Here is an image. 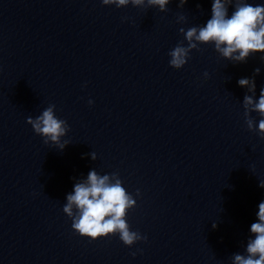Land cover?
Wrapping results in <instances>:
<instances>
[{"label": "water", "instance_id": "obj_1", "mask_svg": "<svg viewBox=\"0 0 264 264\" xmlns=\"http://www.w3.org/2000/svg\"><path fill=\"white\" fill-rule=\"evenodd\" d=\"M178 2L0 0V264H231L243 251L264 199V139L247 128L237 80L260 67L259 95L264 61L201 44L170 66L180 27L211 15V0ZM50 103L70 125L62 150L26 120ZM92 167L140 189L127 220L146 241L71 229L65 194Z\"/></svg>", "mask_w": 264, "mask_h": 264}, {"label": "clouds", "instance_id": "obj_2", "mask_svg": "<svg viewBox=\"0 0 264 264\" xmlns=\"http://www.w3.org/2000/svg\"><path fill=\"white\" fill-rule=\"evenodd\" d=\"M171 0H101L103 5H114L117 8L132 5L134 7H155L165 11ZM187 0H179L182 7ZM229 6L232 7L229 14ZM199 7V5H198ZM183 22L185 16H178ZM183 41L178 42L168 51V63L175 69L182 68L190 58L193 49H199L201 44H210L219 55L233 63L246 62L250 55L260 54L264 61V3L255 0H211V15L203 24L192 25L185 29L180 27ZM186 41V43H185ZM260 67L253 69L254 75L244 76L237 84L246 89L242 106L244 119L249 130L264 139V85L256 93L255 74ZM209 73L203 72L204 79ZM89 104L93 103L90 98ZM55 104H48L36 116L26 118L33 131L43 138L45 144H53L59 149L70 143L65 139L70 125L56 115ZM256 115L253 116L252 114ZM258 117V119H257ZM92 160L97 158L95 151L82 154ZM72 190L65 194L62 211L71 220L74 233L88 237L89 240L118 236L127 246L137 241H146L147 236L139 230H132L127 213L137 204L141 195L136 189L135 195L127 191L118 172L101 174L94 167L86 175L74 178ZM259 187L264 188V180H259ZM256 219L248 226V236L243 244V251L231 254V264H264V199L257 204ZM212 227H216L213 222ZM137 251H142L138 249ZM132 256L136 252L131 253Z\"/></svg>", "mask_w": 264, "mask_h": 264}]
</instances>
